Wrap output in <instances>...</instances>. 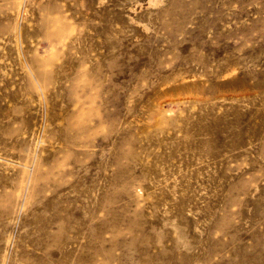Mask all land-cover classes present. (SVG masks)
<instances>
[{"label":"rangeland","instance_id":"rangeland-1","mask_svg":"<svg viewBox=\"0 0 264 264\" xmlns=\"http://www.w3.org/2000/svg\"><path fill=\"white\" fill-rule=\"evenodd\" d=\"M0 264H264V0H0Z\"/></svg>","mask_w":264,"mask_h":264},{"label":"bare ground","instance_id":"bare-ground-1","mask_svg":"<svg viewBox=\"0 0 264 264\" xmlns=\"http://www.w3.org/2000/svg\"><path fill=\"white\" fill-rule=\"evenodd\" d=\"M238 85V84H237Z\"/></svg>","mask_w":264,"mask_h":264}]
</instances>
